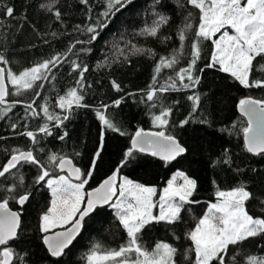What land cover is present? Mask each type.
Listing matches in <instances>:
<instances>
[{"label":"trees","instance_id":"obj_1","mask_svg":"<svg viewBox=\"0 0 264 264\" xmlns=\"http://www.w3.org/2000/svg\"><path fill=\"white\" fill-rule=\"evenodd\" d=\"M49 3L52 0H0V54L8 61L6 65L0 63L1 66L19 74L25 68L50 60L53 56L61 57V63L46 73L47 79L36 82L42 87L24 90L17 95L14 87L8 84V100L16 103L6 116L0 118V167L6 163L13 149L33 148L34 154L42 161L55 152L72 159L82 172L87 173L101 146L103 132L102 152L92 177L85 185L86 192L120 167L135 130H162L153 124V116L164 108H171L165 131L180 141L187 149L186 153L167 164L148 154L134 153L127 165L120 167L119 176L155 186L158 196L172 172L184 171L197 181L193 199L199 203L186 205L182 219L176 225L168 226L162 222L144 230L141 233L144 246L151 250L157 242L170 243L178 249L177 264H193L192 244L186 233L203 216L208 203L215 201L217 186L227 190L245 183L257 197L246 205L250 214L264 216V203H261L264 200V156L245 150L241 129L246 127V122L236 111L237 102L244 97L264 99V89L244 88L218 68H205L210 62L213 44L204 41L194 72L200 77V83L195 88L159 93L152 102L146 99L157 61L160 56H168L173 49L179 48L177 30L184 23L187 12L194 14L193 26L198 24L197 9L191 6L180 9L174 0H161L160 4L156 0H124V6H117L118 10L114 9L113 14L105 19L100 13L106 9V0H88L87 5L80 0H58L51 12L47 7H41ZM3 5L14 8L12 17L4 15ZM56 8L61 12L59 20L53 15ZM155 13L169 16V23L159 30L157 37L141 35V30L151 26L157 18ZM98 20L107 26L98 29L97 39L89 42L92 34L84 29ZM77 26L80 28L77 29ZM165 37L171 39L162 43ZM72 45L75 46L70 52ZM133 45L152 49L156 55L150 56L146 52L132 54ZM185 45L183 58L174 69L162 71L157 87L164 84L169 76L175 77L179 68L187 66L190 41H186ZM119 50L123 51V55ZM73 62L81 67L86 65L88 71L84 74V87L78 89L84 97L81 102L84 106L73 105L69 111L58 107V98L65 95L69 88L77 86L79 71H73ZM254 64H264V59L258 57ZM200 69L204 70L201 72ZM262 76L264 74L253 72V78ZM112 81L120 85V91L113 88ZM36 92H40L39 97L35 96ZM194 93L200 96L199 107L192 113L189 123L181 127L180 121L192 112L193 102L188 97ZM33 100L36 101L34 107L37 111H40L39 105L47 102L53 115H67L69 118L57 127L55 121H47L42 112L32 117L28 109L29 115H26V105ZM117 100L121 101L118 106L113 103ZM104 105L108 107L104 109ZM97 109L105 111L119 131L103 126L96 116ZM45 123H48L52 134L45 136L38 133L37 145L33 146L30 138L21 135L25 131H37ZM13 124L17 125L15 129ZM65 132L67 136L59 139ZM41 148L43 151L38 150ZM225 149L231 157V165L223 163ZM13 171L24 177L19 194L24 191L31 193L29 201L23 206L14 199L9 200V208L18 211L21 217L19 238L9 245L23 257V261L17 264H87L86 256L95 244H99L104 251L118 249L127 243L126 232L113 209L109 205L97 206L84 219L79 235L65 254L59 258L51 257L44 248L43 234L39 231L40 217L50 204L49 188L45 182L34 183L38 175L35 165L25 163ZM51 171L60 175L55 167ZM13 182L12 176L0 178V199L8 195L4 188ZM239 252L238 264H244V255L264 256V239H249Z\"/></svg>","mask_w":264,"mask_h":264},{"label":"snow or ice","instance_id":"obj_2","mask_svg":"<svg viewBox=\"0 0 264 264\" xmlns=\"http://www.w3.org/2000/svg\"><path fill=\"white\" fill-rule=\"evenodd\" d=\"M57 2L58 0H52V3L42 4L41 7H47L51 12ZM80 2L84 5L88 4V0H80ZM174 2L180 9L186 6L197 9L198 24L193 26L194 14L191 11L187 12L184 16V23L177 30L180 46L173 49L168 56H160L154 68L152 84L149 85L146 93L147 101H154L159 93L195 88L200 83V77L194 75V72L197 61L201 58V45L204 41H211L214 45L210 62L205 65V68H218L220 72L229 74L244 88L264 89V76L259 79L253 78L254 71L264 74V64H254L258 57L264 59V0H174ZM156 3L160 4L161 0H156ZM117 6L123 7L124 0H106V9L100 13V16L107 19L113 14L114 9L118 10ZM2 8L5 16L14 15L13 7L3 5ZM53 15L56 19H60L61 12L58 8L55 9ZM155 15L157 18L153 24L142 29L141 35L157 37L159 30L171 19L161 13H155ZM106 26L102 20L87 26L84 30L92 34L89 42L96 40L99 36L98 29ZM79 28L80 26H77V29ZM217 34H220L219 37L213 39ZM168 39L171 37H165L161 42ZM186 41H190L191 49L187 66L179 68L175 72V77L169 76L164 84L157 87V80L162 71L174 69L183 58ZM77 43L81 42L77 41ZM74 46H70V52ZM119 51L123 55V51ZM145 52L150 56L156 55L152 49L132 46V54ZM0 63L5 65L8 63L2 54H0ZM60 63L61 57L56 55L50 60L25 68L19 74L13 73L11 69L0 67V118L6 116L16 103V101L9 102L8 100L9 83L14 87L17 95L24 90L42 87L43 85H37L36 82L47 79L46 73ZM72 67L73 71H79L77 86L69 88L65 95L58 98V107L69 111L73 105L84 106L81 104L84 97L78 89L84 87V74L88 71L86 65L81 67L75 62ZM203 70L200 69L201 72ZM177 81H179V87ZM112 86L120 91V85L116 81H112ZM35 96L39 97L40 92H36ZM188 99L193 102V108L189 117L180 121L181 127L189 123L192 113L199 107L200 96L198 94L194 93ZM113 103L118 106L121 101L117 100ZM35 104V100L27 103L26 115H29L28 109L31 110L32 117H37L42 112L47 121H55L57 127L62 126L64 120L69 118L67 115L63 117L53 115L49 111L47 102L39 105L40 111L34 107ZM107 107V105L103 106L104 109ZM238 108L239 112L247 118V126L241 129L245 150L253 155L264 156V99L242 98ZM171 112V108H164L158 115L153 116V124L162 130L145 132L139 129L135 132L131 139V147L125 152V158L121 161L120 167L126 166L129 158L137 152L149 153L166 164L186 153L187 149L180 141L165 131ZM96 116L103 126L119 131L106 116L105 111L97 109ZM201 123H207V121H201ZM16 127V124L12 125L13 129ZM38 133L45 136L51 135L48 123L38 127L35 132L25 131L21 135L30 138L32 145L35 146L39 143ZM65 136L67 132L59 139L63 140ZM102 147L103 132L101 133V146L96 151L91 168L87 173L76 167L72 159L55 152L50 153L46 161H42L34 154L33 148L12 150L10 158L0 167V178L14 177V182L4 188L8 195L0 199V264H17L18 261H23V257L9 246L10 242L19 238L18 230L21 226L20 213L10 210L9 200L14 199L21 206L29 201L30 192L24 191L23 194H19L24 185V177L13 171L25 163L35 165L38 169L34 183L45 182L51 190L50 206L41 215L39 224V231L43 234V243L51 257L59 258L65 254V250L80 232L85 217L98 205H110L115 210V215L125 230L128 241L118 249L104 251L101 250L99 244H95L86 256L87 264H177L178 249L176 247L161 241L150 250L141 242V233L154 224L163 222L168 226H173L179 223L185 206L199 203L193 199L197 191L196 179L191 178L184 171L175 172L160 191L157 201L155 198L158 189L155 186H146L127 177H119L118 182L120 172V167H118L98 187L85 192V185L92 177ZM38 150L43 151L42 148ZM224 154L223 163L231 165V157L228 156L227 149L224 150ZM52 167L62 172L66 170L67 174L54 175L51 171ZM236 171L241 170L236 169ZM74 180L76 182H73ZM215 197V202L208 204L194 229L186 233L187 239L192 244L190 251L194 253L193 264H238L237 255L240 254L239 250L246 241L257 237L264 239V216L254 217L250 214L246 205L257 197L245 183H239L227 190L217 186ZM261 203H264V200H261ZM82 205L85 206L82 207ZM156 208L159 209L158 213H154ZM66 225L70 227L65 228ZM234 252L236 254H232ZM185 258L187 259V252ZM243 261L244 264H264V256L244 255Z\"/></svg>","mask_w":264,"mask_h":264},{"label":"water","instance_id":"obj_3","mask_svg":"<svg viewBox=\"0 0 264 264\" xmlns=\"http://www.w3.org/2000/svg\"><path fill=\"white\" fill-rule=\"evenodd\" d=\"M0 67H3V66H1L0 65ZM244 98H246V97H244ZM240 101V100H239ZM239 101L237 102V104H236V111H237V113L240 115V116H242L243 118H244V120H245V122H246V126H247V118L246 117H244L240 112H239V108H238V104H239ZM139 129H142V128H138L137 130H139ZM137 130H135V132L137 131ZM145 132H155V131H160V130H154V129H143ZM135 132L133 133V135H132V137L135 135ZM132 137H131V139H132ZM242 141H243V134H242ZM243 144H244V141H243ZM130 147H131V140H130ZM144 154H148V155H150L149 153H144ZM11 156V155H10ZM10 156L8 157V159L10 158ZM151 156V155H150ZM153 157V156H152ZM154 158H156V159H159L158 157H154ZM7 159V160H8ZM7 162V161H6ZM74 164V163H73ZM75 165V164H74ZM76 167H78L77 165H75ZM58 169V168H57ZM58 171H59V173L60 174H64V175H66L67 174V171L65 170V171H60L59 169H58ZM113 173V172H112ZM111 173V174H112ZM111 174H109L108 176H110ZM108 176H106L105 178H103L96 186H94L93 188H91V189H89L88 191H91L92 189H94V188H96V187H98L99 186V184L103 181V180H105ZM87 191V192H88ZM85 204H86V201H85ZM83 206H85V205H82V207ZM98 206H108V205H98ZM10 210L11 211H15V212H18V211H16V210H13V209H11L10 208ZM86 218V217H85ZM67 227H70V225H66L65 226V228H67ZM57 230H63V229H57ZM81 231V230H80ZM80 233V232H79ZM79 233H78V235H79ZM77 235V236H78ZM76 236V237H77ZM42 241H43V238H42ZM43 245H44V243H43ZM70 246V245H69ZM44 248L46 249V251L48 252V250H47V247H46V245H44ZM49 254V253H48ZM50 255V254H49Z\"/></svg>","mask_w":264,"mask_h":264},{"label":"rangeland","instance_id":"obj_4","mask_svg":"<svg viewBox=\"0 0 264 264\" xmlns=\"http://www.w3.org/2000/svg\"><path fill=\"white\" fill-rule=\"evenodd\" d=\"M223 31V30H222ZM229 31L231 32V30L229 29ZM219 35L220 34H217V36L216 37H214L213 39H216V38H218L219 37ZM213 47H214V45H213ZM175 172H177V171H174V172H172L171 173V175L169 176V178L168 179H170L171 178V176L175 173ZM60 175H64V174H60ZM119 177H124V176H119ZM119 177H118V182H119ZM73 182H76V181H73ZM167 183V182H166ZM147 186V185H146ZM165 186H166V184H165ZM164 186V187H165ZM163 189V188H162ZM49 192H50V196H51V190L49 189ZM160 195V194H159ZM159 195L155 198L157 201H158V199H159ZM51 198L52 197H50V203H51ZM213 202H215V201H213ZM211 203V202H210ZM209 204V203H208ZM49 206H50V204H49ZM208 206V205H207ZM109 207L110 208H112L110 205H109ZM113 209V208H112ZM206 209H207V207H206ZM158 208H156V209H154V213H158ZM113 211H114V213H115V210L113 209ZM206 211V210H205ZM195 227V226H194ZM194 229V228H193Z\"/></svg>","mask_w":264,"mask_h":264}]
</instances>
